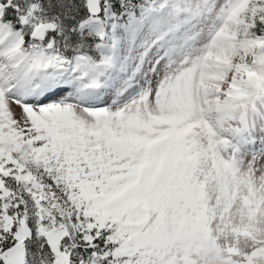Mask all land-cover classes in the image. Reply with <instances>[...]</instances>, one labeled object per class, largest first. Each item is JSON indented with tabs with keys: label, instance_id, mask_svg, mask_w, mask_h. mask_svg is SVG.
Instances as JSON below:
<instances>
[{
	"label": "snow or ice",
	"instance_id": "6c2138e0",
	"mask_svg": "<svg viewBox=\"0 0 264 264\" xmlns=\"http://www.w3.org/2000/svg\"><path fill=\"white\" fill-rule=\"evenodd\" d=\"M0 264H264V0H0Z\"/></svg>",
	"mask_w": 264,
	"mask_h": 264
},
{
	"label": "rangeland",
	"instance_id": "374dc122",
	"mask_svg": "<svg viewBox=\"0 0 264 264\" xmlns=\"http://www.w3.org/2000/svg\"><path fill=\"white\" fill-rule=\"evenodd\" d=\"M17 111H19V110L17 109Z\"/></svg>",
	"mask_w": 264,
	"mask_h": 264
}]
</instances>
